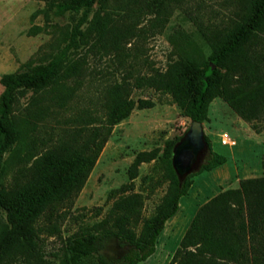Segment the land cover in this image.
I'll return each instance as SVG.
<instances>
[{"label":"rangeland","instance_id":"rangeland-1","mask_svg":"<svg viewBox=\"0 0 264 264\" xmlns=\"http://www.w3.org/2000/svg\"><path fill=\"white\" fill-rule=\"evenodd\" d=\"M153 1L108 0L105 6L97 5L95 10L109 17V32L104 41L98 42L94 31L80 41L77 49L71 50L65 69L79 62L80 71L63 80L61 85L36 94L26 93L19 99L14 119L24 134L26 152L34 148L32 152L36 156L28 163H18L13 158V150H9L4 154L2 168L8 188L14 190L17 185L26 188L16 202L17 210L24 214L44 199L45 190L57 188L69 178L73 164L64 157L69 151L80 149L90 132L104 124L108 91L114 85L122 83L128 99L154 103L151 108L134 109L128 118L113 127L82 190L63 202L53 217L48 216V212L37 221L45 259L50 264H60V259L54 256L61 253L68 237L101 226L110 227L115 204L135 195L141 198L142 206L138 219L129 227L139 239L144 222L156 214L168 193L170 180L164 150L167 142L181 137L190 128L192 121L182 116L170 95L149 89L143 79L166 72L170 64L197 50L207 57L210 49L201 38L200 28L222 26L234 15L236 6L233 0H172L167 2L166 12L161 16L163 21H160L147 7ZM95 10L89 20L94 18ZM81 16L82 12L56 17L46 0H0V96L4 76L16 73L26 64L46 63L64 49L69 43L70 31ZM88 27L87 23L81 30L84 32ZM117 35L118 42L114 43ZM227 106L223 100L214 101L209 107V121L203 123L205 135L216 152H220L221 146L213 142L215 139L221 142L224 133L238 144L227 130L219 133L224 124L221 116L227 119L233 114L238 116L233 111H229V116L224 114L222 107ZM259 135L264 137V131ZM261 147L263 149L257 145L251 148V161H257L264 154V142ZM154 150H157L155 159L141 164L137 177L130 179L129 169L137 154ZM233 162L241 166L238 154L230 166ZM202 163L204 158L193 172ZM262 173L258 178L263 177L264 170ZM208 174L204 172L193 178L189 190L192 200L198 188L206 187L204 179ZM241 178V174L236 176L237 180ZM195 184L197 188H193ZM232 188L238 187L232 184L222 190ZM202 197L197 196L198 200ZM212 197L214 194L208 193L204 204ZM183 205L187 219L192 211L185 201ZM181 220L184 217H180L176 227H168L159 236L155 254L138 264L171 262L179 243ZM50 224L57 227L56 234L50 233ZM9 227L8 214L0 210V254ZM130 249V244L111 238L103 253L109 260L118 261Z\"/></svg>","mask_w":264,"mask_h":264},{"label":"trees","instance_id":"trees-1","mask_svg":"<svg viewBox=\"0 0 264 264\" xmlns=\"http://www.w3.org/2000/svg\"><path fill=\"white\" fill-rule=\"evenodd\" d=\"M46 1L56 17L79 12L82 16L70 31L68 45L48 62L23 65L1 80L4 90L0 96V210L8 214L10 227L0 264H50L45 259L37 221L48 212L47 215L53 217L63 202L82 190L115 125L136 108L154 106L150 100L128 99L122 83L114 85L108 91L104 124L90 132L80 149L69 151L64 157L73 164L69 178L57 188L45 190L44 199L28 214L17 210V198L26 188L17 185L13 190L6 186L2 168L4 154L13 150V158L18 163H28L36 156L32 152L34 148L26 152L24 134L14 119L20 97L61 85L63 80L76 75L81 63L65 69L71 50L77 49L80 41L94 31L98 42L104 41L109 32L108 15L95 10L97 5L105 6L108 0ZM171 1L154 0L147 7L163 21L161 16L166 12L167 2ZM233 1L236 10L227 22L214 29L201 27L199 30L210 49L207 57L198 50L182 56L170 64L166 72L144 78L143 83L149 89L170 95L182 116L201 123L209 121V107L219 98L260 134L264 131V0ZM94 10V18L89 20ZM87 23L89 27L83 32L81 27ZM118 38L113 42L117 43ZM185 133L166 144L164 158L170 187L156 214L144 222L141 237L138 239L129 227L138 219L142 206L141 198L135 195L115 204L110 227L101 226V229L68 237L61 253L54 256L60 259V264H138L155 254L157 240L167 221L177 214L180 200L189 194L193 178L227 162L224 155L213 150L210 138L205 135L204 163L180 180L172 157L175 145ZM156 156L157 150L137 154L129 169L130 179L137 177L141 164ZM262 168L264 170V155ZM49 229L52 234L58 232L53 224ZM111 238L131 246L118 261L109 260L103 253ZM169 264H264V175L242 180L239 188L224 190L203 204Z\"/></svg>","mask_w":264,"mask_h":264},{"label":"crops","instance_id":"crops-1","mask_svg":"<svg viewBox=\"0 0 264 264\" xmlns=\"http://www.w3.org/2000/svg\"><path fill=\"white\" fill-rule=\"evenodd\" d=\"M218 99L219 98L215 99L214 101L216 102L218 101ZM222 111H224V114H227L229 116V114H231V112L229 111H232V110L230 109L229 106H227V107H222ZM220 119L222 122H224V124L221 125L223 127L219 130V133L223 129L230 132L238 140L237 146H239V148L235 150V147L237 146H234V147L223 146L219 142L218 139H215V141L213 142V145L220 144L221 146L219 148L220 152L219 151L217 152L223 154L227 158V162L224 165L208 172L209 174L207 178L204 179L205 180L204 184H206L205 185L206 187L198 188L199 192L197 196L199 197L203 196L202 199L198 200L196 196V198L192 200L191 194L184 196L180 200L179 210L177 214L173 218L167 221L162 233H164V231H166L168 227H171V228L176 227L177 224L180 222V217H184V220L183 221L181 220L183 222V225L180 229L181 233H180V237L178 240L179 243L178 245H176L177 248L179 247L181 240L183 239L188 228L190 227L198 209L204 204L206 195L208 193H213L214 196H216L220 192L224 191L222 190V187H226V186L228 187V186H231L232 184H236L237 187L239 188L240 182L242 180L258 178L263 174L262 173L263 171L262 159H263L264 154L260 155L258 157V160L253 162L249 159V152L251 151V148L254 145H257L261 149H263V147L261 146L263 145L264 137H262L261 135L253 131L246 122H244L241 118H239L238 116H235L234 114L230 119H227V117H224V116H221ZM225 147H228V148H225ZM237 154L241 158V166L234 164L235 162H233L232 166H230V163L232 161H235ZM239 174L242 175V178L240 180H237L236 176ZM193 188H197L196 184ZM184 201L189 205V208L192 211L190 217L187 219L185 217L186 209L184 208V205H183ZM162 233L160 235H162ZM170 259H169V262H170Z\"/></svg>","mask_w":264,"mask_h":264},{"label":"water","instance_id":"water-1","mask_svg":"<svg viewBox=\"0 0 264 264\" xmlns=\"http://www.w3.org/2000/svg\"><path fill=\"white\" fill-rule=\"evenodd\" d=\"M206 153L203 123L192 121L188 131L173 149L172 165L180 180H184L194 171L201 156Z\"/></svg>","mask_w":264,"mask_h":264},{"label":"built area","instance_id":"built-area-1","mask_svg":"<svg viewBox=\"0 0 264 264\" xmlns=\"http://www.w3.org/2000/svg\"><path fill=\"white\" fill-rule=\"evenodd\" d=\"M220 143L223 146H230V147L237 145L236 140L231 135H229L228 133H224L221 136V142Z\"/></svg>","mask_w":264,"mask_h":264},{"label":"flooded vegetation","instance_id":"flooded-vegetation-1","mask_svg":"<svg viewBox=\"0 0 264 264\" xmlns=\"http://www.w3.org/2000/svg\"><path fill=\"white\" fill-rule=\"evenodd\" d=\"M202 158H204V155H202L200 159H202Z\"/></svg>","mask_w":264,"mask_h":264}]
</instances>
